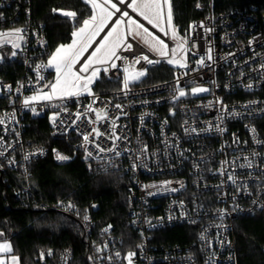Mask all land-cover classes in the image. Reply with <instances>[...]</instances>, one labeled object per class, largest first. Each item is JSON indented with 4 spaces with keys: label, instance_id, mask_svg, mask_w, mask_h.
<instances>
[{
    "label": "built area",
    "instance_id": "obj_1",
    "mask_svg": "<svg viewBox=\"0 0 264 264\" xmlns=\"http://www.w3.org/2000/svg\"><path fill=\"white\" fill-rule=\"evenodd\" d=\"M13 2L0 0V33L19 29L22 39L0 36V61L1 50L7 49L21 75L15 84L0 79V171L23 176L25 184L15 191L16 197L31 196L29 170L36 161L51 157L57 164L68 163L80 152L95 170L117 174L128 184L125 237L116 235L111 224L79 212L72 200L53 207L78 220L87 238L89 264H129L130 252L131 264H239L236 221L264 214V11L250 7L214 12L210 1L206 14L192 20L181 38L186 67L171 66L168 58L153 55L128 37L132 48L118 50L116 68L95 65L101 69L99 77L118 84L115 90L25 105V99L44 92L52 78L44 27L30 21L29 5L10 8ZM154 33L171 55L176 43L169 35ZM144 55L160 62L137 63ZM201 58L203 64L198 63ZM126 66L130 72L145 73L168 68L170 76L151 84H141L146 78L129 82L125 89ZM195 87L208 91L194 94ZM35 118L47 121L62 148L37 145L29 138ZM57 153L68 159L58 160ZM180 227L185 229L184 242L167 244L160 238L162 232ZM72 262L67 249L56 257L43 251L36 260Z\"/></svg>",
    "mask_w": 264,
    "mask_h": 264
},
{
    "label": "trees",
    "instance_id": "obj_2",
    "mask_svg": "<svg viewBox=\"0 0 264 264\" xmlns=\"http://www.w3.org/2000/svg\"><path fill=\"white\" fill-rule=\"evenodd\" d=\"M173 23L178 33L183 34L189 23L203 17L212 3L214 12L230 9L256 7L264 11V0H170ZM29 5L30 21L44 27L47 55L58 46L72 41L71 33L82 26L83 20L92 14L91 5L85 0H14L10 5ZM64 12H74L75 17ZM21 20H24L21 14ZM0 79L15 84L21 75L17 61L9 59V51L1 50ZM168 68L152 69L141 84L162 81L170 75ZM51 78L53 73L51 72ZM118 88L98 77L92 92L105 93ZM264 129V121L261 122ZM29 138L37 145L59 146L50 135V127L43 118H35L30 124ZM68 153L69 151L65 149ZM32 194L27 199H18L15 191L25 184L23 176L0 171V242L9 241L11 254L18 264H36L41 252L57 256L62 250L73 254L72 264H89L88 242L78 222L53 208L67 201H74L79 212H88L101 224H111L119 237L129 235L127 217V181L117 174L95 170L89 161L78 152L68 163L57 164L51 157L36 161L29 170ZM236 240L239 264H264V214L236 221ZM183 228L162 232L164 243L184 242Z\"/></svg>",
    "mask_w": 264,
    "mask_h": 264
},
{
    "label": "snow or ice",
    "instance_id": "obj_3",
    "mask_svg": "<svg viewBox=\"0 0 264 264\" xmlns=\"http://www.w3.org/2000/svg\"><path fill=\"white\" fill-rule=\"evenodd\" d=\"M92 7V14L89 19L83 20L82 26L76 31L71 33L72 41L68 45H60L56 48L51 58L48 60L47 67H53L56 72L55 82L49 85L50 91L46 93H40L32 97L26 98L25 105H28L30 101L37 99L52 100L53 98H71L81 95L82 92L87 91L89 95H93L90 85L99 77L101 69L95 67V65L110 64L111 68H116L117 64L115 60L120 59L117 54L118 50L125 46L128 49L132 48L131 43H127L129 36L140 37L143 42L149 47V49L157 53L161 58H168V64H176L179 67H186L182 58H177V51H187L184 47V43H178L175 48L171 49V55L168 51V45L158 35H154L144 26L138 19H134L127 10H122L118 4L124 5L126 9H130L131 12L136 13L137 17H141L143 21L151 25L153 28L158 29L159 32L164 33L165 36L171 35L173 40L177 39V32L173 24V11L170 0H118L114 3L113 0H102V3H98L97 0H87ZM119 13V15H116ZM66 16L75 17L74 12H64ZM116 17L113 20V17ZM109 21L111 24L109 25ZM107 28V31L105 29ZM205 31H211V29H205ZM20 30H15L14 33H0L2 35H16L17 39H22L19 36ZM103 36H100L101 33ZM100 37L97 41L96 38ZM95 41L96 46L93 48ZM7 42V41H5ZM13 48H18L19 44L12 42ZM89 48L93 50L84 59L83 63L78 70H74L76 64L80 61V57L83 53L87 52ZM17 53L12 52L15 56ZM208 59L211 60V50L209 49ZM140 60L146 61L148 64L159 63V60L150 59L147 55L141 56L137 59V63ZM198 63L203 64L204 59L201 58ZM104 72L108 71V68L103 69ZM89 73L88 75H83ZM130 66L124 68V87L128 88L130 80L139 79L145 75V71L141 70L134 72L131 75ZM250 87V86H249ZM192 93L207 92L208 89L202 87L192 88ZM179 95L183 97L185 92L180 90ZM90 111H96L88 106ZM119 104L116 108H120ZM35 112V109H32ZM81 114L77 113L76 118L80 119ZM101 118V113L96 112V119ZM51 120L55 124L57 120V114H53ZM2 123V121H0ZM115 127V122L113 121ZM220 131H223L220 129ZM92 132L96 136H100L101 133L98 129L93 128ZM114 135V133H113ZM84 141H89V135L83 136ZM118 139V137H117ZM113 149H109L112 151ZM103 152L105 149L100 148ZM91 155V153H89ZM58 160H66L68 157L56 154ZM27 159V157H26ZM88 219L87 216L84 217ZM107 231V229H105ZM203 238V237H202ZM11 252V246L7 243L0 244V254H7ZM134 253H128V261L131 264V258ZM11 264H18V258L15 256L10 257ZM0 264H8L3 255H0Z\"/></svg>",
    "mask_w": 264,
    "mask_h": 264
},
{
    "label": "rangeland",
    "instance_id": "obj_4",
    "mask_svg": "<svg viewBox=\"0 0 264 264\" xmlns=\"http://www.w3.org/2000/svg\"><path fill=\"white\" fill-rule=\"evenodd\" d=\"M85 1L87 2V0H85ZM101 1H102V0H101ZM117 1H118V0H117ZM97 2H98V1H97ZM98 3H99V2H98ZM90 5H91V4H90ZM125 10L129 11V14H130L134 19H138L140 22H142V23L144 24V26L147 27V28L149 29V31L152 32L154 35H157V34L154 33V31L157 32V33L160 34V35H164V33L159 32L158 29L153 28L151 25L147 24L146 21H143V19H142L141 17H137V14L131 12L130 9H126V8H125ZM113 20H114V17H113ZM110 24H111V21H109V25H110ZM173 24H174V23H173ZM175 29H176V28H175ZM105 31H107V28L105 29ZM185 31H186V30H185ZM185 31L183 32V34H180V33H178L177 30H176V32H177V39H176V40H173L170 34H169V38H170L172 41H174V42L176 43V45H177L178 43H182V42H181V40H182L181 38L185 36ZM103 35H104V33L102 32V33L100 34V36H103ZM129 37H130L132 40H134L137 44L141 45L142 47H144V48H146L147 50H149L150 52H152L153 55H155V56H159L157 53L151 51V50L149 49V47L143 42V40L140 39V37H134V36H129ZM99 39H100V37L98 36V37L96 38V40L98 41ZM95 46H96V44H95V41H94V43H93V48H94ZM93 48H89L87 52L83 53V55L80 57V60H81L82 58H86V57L88 56V54L93 50ZM54 52H55V51H54ZM54 52H53V53H54ZM53 53H52V54H53ZM52 54H51L50 56H48V58H47V64H48V60L51 58ZM177 58H178V59H179V58H182V59H183V62H184V53H182V51H179V50H178V51H177ZM98 65H99V64H98ZM171 66H177V65H176V64H171ZM48 68H49V69L51 70V72L53 73V77H52V80H51V82H50V84H51V83H54V82H55L56 72H55V69H54L53 67H48ZM132 73H134V72L131 71L129 74L131 75ZM146 77H147V73H145V75L142 76V77H140L139 79L130 80V82H131V83H139L141 80H143V79L146 78ZM96 80H97V79H96ZM96 80H95V81H96ZM50 84H49V85H50ZM90 88H91V91H92V86H91V85H90ZM49 91H50V88H49V86H48V88H47L44 92H42V93H46V92H49ZM39 94H40V93H39ZM36 95H38V94H36ZM81 95H88V93H87V91H84V92H82ZM37 100H42V99H37ZM4 243H7V244H9V245L11 246V244H10L9 241H1V242H0V244H4ZM11 252H12V248H11ZM11 252H10V253H7V254H0V255H3V256H4V258L7 260L8 264H11L10 257H11V256H14V255L11 254Z\"/></svg>",
    "mask_w": 264,
    "mask_h": 264
},
{
    "label": "crops",
    "instance_id": "obj_5",
    "mask_svg": "<svg viewBox=\"0 0 264 264\" xmlns=\"http://www.w3.org/2000/svg\"><path fill=\"white\" fill-rule=\"evenodd\" d=\"M99 3H102V1L101 0H97ZM113 2L114 3H117L118 1L117 0H113ZM170 3H171V1H170ZM118 6L121 8V6H124V5H121V4H118ZM125 7V6H124Z\"/></svg>",
    "mask_w": 264,
    "mask_h": 264
},
{
    "label": "water",
    "instance_id": "obj_6",
    "mask_svg": "<svg viewBox=\"0 0 264 264\" xmlns=\"http://www.w3.org/2000/svg\"><path fill=\"white\" fill-rule=\"evenodd\" d=\"M86 161H88V158H85Z\"/></svg>",
    "mask_w": 264,
    "mask_h": 264
}]
</instances>
